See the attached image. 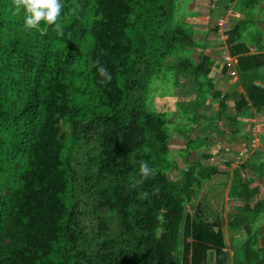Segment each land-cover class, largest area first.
Wrapping results in <instances>:
<instances>
[{
    "label": "trees",
    "instance_id": "1",
    "mask_svg": "<svg viewBox=\"0 0 264 264\" xmlns=\"http://www.w3.org/2000/svg\"><path fill=\"white\" fill-rule=\"evenodd\" d=\"M62 3L56 24L28 29L24 8L0 0V264H206L210 253L209 264H227L223 233L185 216L197 166L170 177L169 122L145 101L175 46L205 47L175 21L178 0ZM236 32L225 35L228 53L239 79H250L239 83L250 103L241 96L237 114L262 111L254 83L264 44L237 43ZM207 62L194 73L209 74ZM81 144L84 163L75 159ZM240 186L234 196L253 197ZM239 211L233 229L258 217L264 198Z\"/></svg>",
    "mask_w": 264,
    "mask_h": 264
},
{
    "label": "rangeland",
    "instance_id": "2",
    "mask_svg": "<svg viewBox=\"0 0 264 264\" xmlns=\"http://www.w3.org/2000/svg\"><path fill=\"white\" fill-rule=\"evenodd\" d=\"M175 21L195 31L194 38L205 47L175 46L145 97L149 111L164 115L169 122L170 177L180 179L197 166L185 216L223 233L227 264H264V211L246 227L231 226L242 218L239 209L252 208L264 198V110L237 114L243 96L237 92L239 83L250 79L232 76L229 68L223 72L235 64L228 53L227 32L237 29V43L264 44V0H178ZM249 26L261 34L251 32ZM203 59L210 73L197 75L194 71ZM179 60H191L188 72L172 69ZM255 79L264 85V69ZM223 99L224 109L220 107ZM232 123L237 126L235 133ZM62 133L69 134L70 127L62 125ZM87 152L81 144L76 161L84 163ZM210 169L217 173L211 175ZM245 183L253 192L248 200L234 196ZM85 225L91 227L90 220ZM213 257L210 253L206 264Z\"/></svg>",
    "mask_w": 264,
    "mask_h": 264
},
{
    "label": "clouds",
    "instance_id": "3",
    "mask_svg": "<svg viewBox=\"0 0 264 264\" xmlns=\"http://www.w3.org/2000/svg\"><path fill=\"white\" fill-rule=\"evenodd\" d=\"M18 7L22 6L25 10V26L28 29L38 28L41 21L49 25L56 24L61 15L63 3L62 0H15ZM97 70L104 77L103 82H109L112 79L107 69L96 61ZM140 171L145 178L152 172L147 161L140 162Z\"/></svg>",
    "mask_w": 264,
    "mask_h": 264
},
{
    "label": "crops",
    "instance_id": "4",
    "mask_svg": "<svg viewBox=\"0 0 264 264\" xmlns=\"http://www.w3.org/2000/svg\"><path fill=\"white\" fill-rule=\"evenodd\" d=\"M231 60L233 59V60H235V61H233V62H235V64L233 63H231V65L229 66V70H228V72L229 71H231V72H235L236 73V75H237V70H236V65H237V58H230ZM227 72V71H226ZM238 76V75H237ZM238 78H239V76H238ZM255 84V86H260L261 88H264V85L263 84H260V83H257V82H255L254 83ZM237 92H238V94H239V96H241V95H243V96H246V100H247V102L248 103H250V101H249V99L247 98V93L245 92V90L240 86L238 89H237ZM262 110H264V109H262ZM254 111H255V109H254Z\"/></svg>",
    "mask_w": 264,
    "mask_h": 264
},
{
    "label": "built area",
    "instance_id": "5",
    "mask_svg": "<svg viewBox=\"0 0 264 264\" xmlns=\"http://www.w3.org/2000/svg\"><path fill=\"white\" fill-rule=\"evenodd\" d=\"M231 75H232V76H236V73H235V72H231Z\"/></svg>",
    "mask_w": 264,
    "mask_h": 264
}]
</instances>
